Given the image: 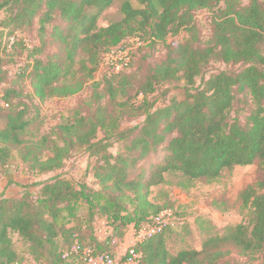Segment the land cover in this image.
<instances>
[{
	"label": "trees",
	"instance_id": "16d2710c",
	"mask_svg": "<svg viewBox=\"0 0 264 264\" xmlns=\"http://www.w3.org/2000/svg\"><path fill=\"white\" fill-rule=\"evenodd\" d=\"M113 1L4 0L0 4V10L15 8L7 22H0V62L5 52L18 46L30 51L22 33L35 21L41 46H34L30 56L42 53L47 25L56 18L64 24L54 25L51 36L64 48L65 60L56 55L47 60L34 58L22 73L31 79V97L40 102L73 97L91 83L97 103L94 115L76 112L71 123L58 127L63 145L50 146L49 157L42 160L36 155L32 158V152L24 153L22 165L38 175L55 173L64 169L74 152L83 150L98 187L57 175L26 186L17 197L0 192V264H22L11 234L28 245L36 260L47 264H86L85 249L93 255L115 256L130 228L138 231L162 213L150 196L152 188L165 183L167 173L215 179L225 169L255 162L264 171V0H249L248 5L242 0H143L144 8L126 1L122 20L98 29L99 17ZM200 10L217 12L213 38L205 48L196 46L194 13ZM7 26L13 30L7 31ZM183 31L189 38L174 50L167 47L166 60L142 76L130 73L143 50ZM132 38L139 39L141 46L129 62L96 82L103 56ZM78 55L83 59L76 63ZM213 63L241 67L211 74L197 86L196 79ZM174 84L177 93L160 106L155 95ZM2 85L0 106L8 113L0 129V162L6 163L11 149L26 143L23 136L29 121L25 119L27 107L11 103L16 91ZM238 92L251 97L252 108L244 122L236 109ZM138 117L145 118L143 124L122 127L127 118ZM115 146L116 154L111 152ZM159 153L158 161L148 167L139 165ZM241 197L247 219L226 235L209 237L200 250L173 254L163 232L134 246L138 264H225L233 253L264 259V176L248 185ZM81 209L87 211L85 219L79 216ZM98 221H105L110 230L104 239L96 234ZM75 245L78 253L63 259V253Z\"/></svg>",
	"mask_w": 264,
	"mask_h": 264
},
{
	"label": "rangeland",
	"instance_id": "374dc122",
	"mask_svg": "<svg viewBox=\"0 0 264 264\" xmlns=\"http://www.w3.org/2000/svg\"><path fill=\"white\" fill-rule=\"evenodd\" d=\"M4 0H0V4ZM130 2L134 8H144L143 0H114L113 4L105 10L97 22L98 29L106 28L122 20V5L124 2ZM243 5H248L249 0H242ZM15 12L12 6L0 10V22H7L10 15ZM216 10H200L194 13V22L197 29L198 43L196 46L205 48L210 45L213 38V20L216 17ZM64 26L59 18L46 26L44 34L43 51L37 56H30L34 46H41L39 37V26L35 21L33 27L29 28L23 37L25 44L30 46V51L18 46L14 51L5 52V57L0 62V82L1 87L14 89L16 94L11 95V103L14 107L25 105L27 107L25 119L29 121V126L23 136L26 143L21 148H12L10 158L6 163L0 162V192L9 196L17 197L25 192L26 186L33 184H42L48 180L63 175L75 182H86L94 188H98L92 177L91 160L83 150H77L65 162V167L55 173L38 175L28 172L21 163V154L32 152L42 160L51 155L50 146L54 143L63 145L62 135L59 134L58 127L62 124L71 123L74 114L79 112L85 116L94 115L97 109V103L93 99V85L87 84V87L78 95L68 98H51L40 102L32 98L33 89L31 79L24 74L25 67L32 62L34 58L47 60L54 55L58 60H65V50L56 41L51 34L53 26ZM15 28V25H13ZM13 30L11 26L6 27ZM189 38V34L183 31L178 36H169L166 43L157 46H150L143 50L138 56L130 73L142 76L149 67L155 66L166 60L170 47L172 50ZM141 46V41L137 38L127 40L125 43L112 49L103 56V62L100 70L95 75V81L103 79L106 73H113L121 70L129 61L128 59ZM83 59L82 55L76 57V63ZM77 65V64H76ZM78 67V65L76 66ZM240 65H226L224 63H213L208 71L202 77L196 79L197 86L203 80L209 78L211 74L222 71L238 70ZM99 89L98 91H100ZM165 93H167L165 95ZM177 93L176 85L166 86L159 89L155 95L161 100V105L168 104L171 97ZM247 92H238L236 109L241 111L240 119L244 122L252 108L251 97ZM105 101V100H104ZM7 110L0 106V129L5 127ZM144 117L127 118L123 123V128L129 129L143 124ZM104 134L99 133V139ZM48 145L43 148L37 147L41 143ZM111 152L117 153V146L111 149ZM161 153L147 160L141 161L139 165L148 167L152 162L158 161ZM264 176V171L260 168L258 162L249 166H237L233 169H225L219 177L215 179H190L181 172H170L165 175V183L152 188L150 199L156 205L162 208V214H165V220L168 225L164 231V238L167 248L171 253L176 254L182 250L198 249L200 250L204 242L211 236H224L229 229L245 221L248 216V210L243 207L242 193L245 188L258 182ZM38 188L32 190L37 192ZM81 219L87 217V211H79ZM96 221V220H95ZM96 234L100 239L106 238L109 228L105 221H98L95 224ZM131 229V228H130ZM129 237L134 235L133 230H128ZM127 235V237H128ZM131 235V236H130ZM13 246L22 264H47L45 261L36 260L30 253L29 247L17 235L11 234ZM132 240V239H130ZM62 241V238H59ZM128 245L123 247L122 251L116 252L117 257L125 256ZM264 261L260 256L255 258H245L238 253H233L225 264H260Z\"/></svg>",
	"mask_w": 264,
	"mask_h": 264
},
{
	"label": "built area",
	"instance_id": "2783aa9c",
	"mask_svg": "<svg viewBox=\"0 0 264 264\" xmlns=\"http://www.w3.org/2000/svg\"><path fill=\"white\" fill-rule=\"evenodd\" d=\"M14 39L11 38V42ZM168 225L165 220V214L160 213L157 216L151 218L150 222L144 225L138 231L134 232V243L130 246L124 257L120 258L117 255L112 256L110 254L93 255L91 250H84V259L86 264H138L139 255L135 252L134 246L145 239L152 238L153 236L163 233ZM79 246L75 245L70 251L63 253V259L68 260L73 254L78 253Z\"/></svg>",
	"mask_w": 264,
	"mask_h": 264
},
{
	"label": "crops",
	"instance_id": "0c3cea01",
	"mask_svg": "<svg viewBox=\"0 0 264 264\" xmlns=\"http://www.w3.org/2000/svg\"><path fill=\"white\" fill-rule=\"evenodd\" d=\"M132 230H133V232H135V229H133V228H131ZM130 229V230H131ZM130 230H129V232H130ZM128 235V234H127ZM127 235H126V237H125V240H124V242H122L121 244H120V246H119V248H118V251H122L123 250V247H126L127 246V244H129L128 245V248L130 247V246H132L133 245V243H134V235L133 236H131V237H129V235H128V237H127ZM130 239H132V240H130Z\"/></svg>",
	"mask_w": 264,
	"mask_h": 264
}]
</instances>
